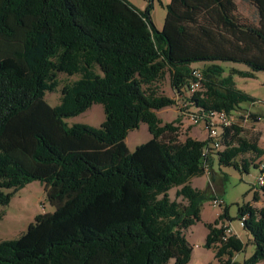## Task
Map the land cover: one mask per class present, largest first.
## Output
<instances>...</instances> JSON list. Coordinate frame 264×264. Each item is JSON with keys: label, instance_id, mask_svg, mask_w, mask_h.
Returning a JSON list of instances; mask_svg holds the SVG:
<instances>
[{"label": "trees", "instance_id": "16d2710c", "mask_svg": "<svg viewBox=\"0 0 264 264\" xmlns=\"http://www.w3.org/2000/svg\"><path fill=\"white\" fill-rule=\"evenodd\" d=\"M244 1L256 22L239 16L236 0H171L157 30L149 12L128 0H0V205L39 180L56 207L18 238L0 240V264H189L185 230L200 220L205 200L220 196L191 186L205 174L208 140L179 139L181 115L163 122L157 111L177 100L159 84L168 73L185 95L195 61L264 70V0ZM201 71L205 91L185 95L189 107L230 114L252 100L219 65ZM59 73L81 77L52 106L45 96L59 86ZM95 103L106 116L99 127L65 121ZM143 122L153 138L130 151L127 135ZM241 122L225 129L217 156L248 172L251 163L237 158L257 160L264 149L259 134H242ZM175 187L185 203L170 198ZM238 211L248 215L253 254L232 261L245 245L234 235L224 240L223 226L210 227L205 246H218L219 264L264 263V206Z\"/></svg>", "mask_w": 264, "mask_h": 264}, {"label": "rangeland", "instance_id": "374dc122", "mask_svg": "<svg viewBox=\"0 0 264 264\" xmlns=\"http://www.w3.org/2000/svg\"><path fill=\"white\" fill-rule=\"evenodd\" d=\"M139 10L149 12L150 19L157 30H161L164 26L167 5L171 0H128ZM238 3L239 16L249 22L257 21V12L244 0H236ZM215 64L223 68V77H232L237 89L248 94L252 100L244 101L239 106L231 110L232 118L238 116L253 115L259 118L253 121V118L241 122L240 126L243 135L246 137H254L259 134V144L264 149V70L254 71L250 66L241 62L232 61H195L191 63L193 69L203 70L207 66ZM240 72H253L254 76H244ZM81 77L80 74L69 76L65 73L58 74L59 86L52 92L46 93V100L52 105H59L61 102L62 88L65 84L74 82ZM161 94L176 98L177 94L170 84V76L167 73L159 84ZM202 91H205L203 86ZM185 98V97H184ZM183 98L184 101H186ZM183 100L179 98L177 104L163 108L157 111L158 116L163 122L174 121L182 111L189 109L194 111L195 107H185ZM105 112L103 106L99 103L93 104L85 112L66 118L65 121L69 125L75 123H84L90 126L99 127L105 121ZM242 121V120H240ZM179 127L178 138L184 140L188 135L192 134L200 140H207V130L204 124H191L188 120H182L177 123ZM220 133L223 127L219 126ZM191 136V135H190ZM153 136L148 130L146 123H141L140 127L129 131L126 144L130 151H134L137 146L148 142ZM261 160H256L253 154H244L237 158L243 164L244 160L250 162L248 172L242 171L231 165L219 164L218 156L210 158L211 172L191 179L192 187L203 191L217 192L222 198L228 209V217L224 215V211L220 207L212 205L211 199L205 200L201 206L200 220L185 230V235L189 243L193 247V252L189 264H219L221 261L216 256L218 246L206 247L205 242L210 227L220 228L224 224H230L234 233L243 243L244 249L235 252L232 261L242 263L245 258L250 257L255 246L250 240V236L241 224L238 208L243 204H252L257 208L264 206V191L256 184L257 176L260 174L258 167L260 162H264V156ZM172 188L169 191L171 199H177L185 203L182 197H176V190ZM11 190H7L9 192ZM258 197V199H256ZM54 207L47 198V193L43 183L34 180L23 188L15 192L8 205H0V240H8L18 238L24 233L36 217L46 212H54ZM228 255H224L221 260H227ZM169 264H173L171 261ZM259 264H264L260 262Z\"/></svg>", "mask_w": 264, "mask_h": 264}, {"label": "built area", "instance_id": "2783aa9c", "mask_svg": "<svg viewBox=\"0 0 264 264\" xmlns=\"http://www.w3.org/2000/svg\"><path fill=\"white\" fill-rule=\"evenodd\" d=\"M203 81H204V75L203 72L199 69H193L192 72V78L189 81L188 86L186 87L185 95L186 97H191L196 92L201 91L203 88ZM185 95L177 94L176 100L185 97ZM183 105L187 108H189V102L183 100ZM246 116H249L248 114H245ZM182 120H188L191 124L198 125L200 123L204 124L207 130V140L208 143L206 147L204 148V171L205 174H210L211 172V164H210V158L216 157L218 152H222L225 148V136L224 131L226 128H232V126L238 122L234 117L232 118L230 114H228L226 111H218V110H204L201 108L195 107L194 111H187L183 110L181 113ZM223 127V132L220 133L218 130V127ZM260 170V174L257 176L256 184L262 189L264 186V162H260V166H258ZM264 204V201H262ZM212 205L215 207H220L223 209L224 207V201L222 198L217 197L212 201ZM248 215H244L241 217V224L244 227V222L246 220ZM224 240H227L228 237L233 235L234 231L230 224H224Z\"/></svg>", "mask_w": 264, "mask_h": 264}, {"label": "water", "instance_id": "95a60500", "mask_svg": "<svg viewBox=\"0 0 264 264\" xmlns=\"http://www.w3.org/2000/svg\"><path fill=\"white\" fill-rule=\"evenodd\" d=\"M250 118H253L254 120L253 121H258L259 120V118H256V117H253V116H238V117H236L235 119L237 120V121H239V120H242V121H247L248 119H250Z\"/></svg>", "mask_w": 264, "mask_h": 264}, {"label": "crops", "instance_id": "0c3cea01", "mask_svg": "<svg viewBox=\"0 0 264 264\" xmlns=\"http://www.w3.org/2000/svg\"><path fill=\"white\" fill-rule=\"evenodd\" d=\"M238 4V3H237ZM249 4V3H248ZM250 5V4H249ZM251 6V5H250ZM253 7V6H252ZM254 8V7H253ZM176 99V98H175ZM255 122V121H254ZM192 137H194L195 138V136H193L192 134H190ZM198 139V138H197ZM259 146L262 148V146L259 144ZM264 156V155H263ZM258 160H261V158L259 157V158H257V161ZM221 198V197H220ZM174 264V263H173Z\"/></svg>", "mask_w": 264, "mask_h": 264}]
</instances>
